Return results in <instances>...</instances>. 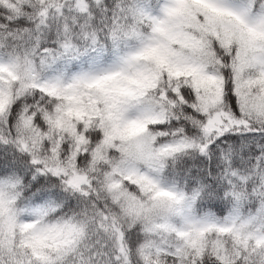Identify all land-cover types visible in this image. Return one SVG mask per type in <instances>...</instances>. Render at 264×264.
Listing matches in <instances>:
<instances>
[{"label": "snow or ice", "instance_id": "obj_1", "mask_svg": "<svg viewBox=\"0 0 264 264\" xmlns=\"http://www.w3.org/2000/svg\"><path fill=\"white\" fill-rule=\"evenodd\" d=\"M0 264H264V0H0Z\"/></svg>", "mask_w": 264, "mask_h": 264}]
</instances>
